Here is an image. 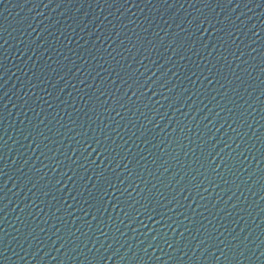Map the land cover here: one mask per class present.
Returning <instances> with one entry per match:
<instances>
[{
	"label": "water",
	"instance_id": "1",
	"mask_svg": "<svg viewBox=\"0 0 264 264\" xmlns=\"http://www.w3.org/2000/svg\"><path fill=\"white\" fill-rule=\"evenodd\" d=\"M0 264H264V0H0Z\"/></svg>",
	"mask_w": 264,
	"mask_h": 264
}]
</instances>
